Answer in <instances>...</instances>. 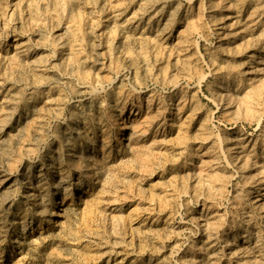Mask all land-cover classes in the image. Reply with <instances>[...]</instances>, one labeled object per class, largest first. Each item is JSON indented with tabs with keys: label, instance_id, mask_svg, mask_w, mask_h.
<instances>
[{
	"label": "clouds",
	"instance_id": "clouds-1",
	"mask_svg": "<svg viewBox=\"0 0 264 264\" xmlns=\"http://www.w3.org/2000/svg\"><path fill=\"white\" fill-rule=\"evenodd\" d=\"M137 2L16 0L13 4L12 0H0V16L5 21L0 28V48L10 35L17 39L27 37L24 44L16 46L15 55L0 56V67L7 63V71L0 74V93L7 88V98L0 101V176L4 177L0 187L11 181L6 193L0 195V248L9 244L10 230L27 240L37 228L49 226L52 231L48 235L41 232L29 242L20 264H79L83 253L77 249H108L92 257L95 261L105 256H134L132 264L150 254L153 260L149 264H155L169 242H174L170 254L159 264H264V204L253 199L256 193L249 190L250 186L256 187L254 181H259L257 177L243 176L256 154L255 146L247 158L236 157V149L226 146L230 137L213 120L212 110L200 103L189 121L201 110L208 111L209 117L201 126L202 131L206 129L201 142L214 141L209 150L214 159L201 164L198 172L180 175L189 167L195 168L194 159L200 149L193 148L192 141L200 137L182 134L179 141L153 139V125L172 107L165 97L174 96L177 90L186 95L189 88L202 86L208 74L216 75L215 67L207 73H191L188 78L183 74L169 79L157 75L164 42L170 38V30L185 5L192 12L194 0H151L152 5H175L168 23L157 27L154 36L146 34L152 20L144 31L135 34L145 15L143 5L121 21ZM247 2L237 0L231 6L242 8ZM255 2L264 6V0ZM204 11L201 0L199 19L182 34L197 49V58L201 42L206 50L212 44L213 30L204 22ZM259 11L260 8L255 9L253 16ZM109 12L107 20L111 26L98 33ZM163 12L161 7L156 15ZM89 21L91 26L87 27ZM64 25L67 30L63 35L55 36L54 32ZM34 34L40 39L34 41ZM105 39L106 51L102 48ZM68 46L71 52L61 59ZM41 48L47 49L48 54L31 59L33 50ZM109 56L112 68L108 75H102L100 72L107 65L100 72L97 66ZM211 63L218 67L215 59ZM228 68L231 79L223 82L225 95L214 97L218 104L229 99L235 103L237 97L229 93L243 92L248 87L249 82L244 79L247 74L240 71L243 64ZM252 71L264 73V68ZM148 93L150 103L160 100L161 111L132 126L129 133L120 119L129 103ZM255 93L256 89H250L242 106ZM45 99L44 106L37 107ZM188 103L181 100V112ZM254 107L258 110L250 108L246 115L237 113L224 128L242 121L258 126L264 120V102H255ZM160 131L155 129L157 135ZM165 145H176L178 150L164 151ZM247 147L241 145L242 149ZM169 175L170 179H164ZM157 176L161 182L144 187ZM258 176L264 178V171ZM97 189L98 194L90 199ZM156 189L164 190V195L150 199L148 193ZM98 201L104 202L105 209L108 203L128 201L147 202L148 207L140 208L132 217L117 215L116 226L111 229L105 228L112 223L111 213L98 211L92 227L86 228L87 217L82 219V210L98 208ZM201 203L205 213L196 216L194 212ZM209 207L214 211L211 216L206 215ZM145 212L155 213L157 218L166 212L171 215L160 231H145L143 224L132 227ZM130 229L133 238L139 237V247L129 242ZM201 237L204 239L199 243ZM11 242L20 244L21 240ZM49 242L55 244L51 251H47ZM118 249H123V253ZM186 252L206 258L181 259V253Z\"/></svg>",
	"mask_w": 264,
	"mask_h": 264
},
{
	"label": "rangeland",
	"instance_id": "rangeland-1",
	"mask_svg": "<svg viewBox=\"0 0 264 264\" xmlns=\"http://www.w3.org/2000/svg\"><path fill=\"white\" fill-rule=\"evenodd\" d=\"M12 3L15 4L16 0H12ZM114 4L120 3V0H113ZM237 0H203V5L205 8L204 11V22L212 27L213 36L212 44L205 49L203 42L200 43L199 48V58H197V49L191 46V42L186 40L182 35L189 28V24L193 21H196L200 17L201 12V0H194L192 5V12L189 13L188 6L185 5L184 9L181 11L177 21L174 22L173 28L170 30V38L164 42L163 51L159 53L162 56V59L158 65L159 71L157 75L162 76L163 79L174 78L178 75L183 74L185 78H188L191 73H207L215 67L216 75L211 74L207 75L205 83L197 87H192L187 90V94L183 90H177L176 94L172 97H165L166 100H170L172 107L160 117L155 124L153 125V139L168 140V141H179L182 134L196 138L200 137L201 139H193L192 147L200 149V155L194 159L195 168L189 167L186 171L180 173V175H185L190 172H198L200 170L199 166L210 162L214 157L210 154L209 150L213 147L214 141H207L202 143V139L205 135V130L202 131L201 126L204 125L205 120L208 119L209 113L207 110H201L197 113L191 121H189V116L192 115L193 109L197 106V103L207 105V108L212 110V118L214 121L219 122L220 127L224 134L230 137V143L226 145L227 147H233L236 149L234 155L236 157L243 156L247 158L248 153L253 150L255 146V156L252 157L250 166L248 169L243 171V176L246 178L257 177L259 183L254 181L256 184L255 188L250 186L251 191L255 192L256 195L253 199H257L259 203L264 204V178L258 176V173L264 171V137L261 136V133L264 132V120L259 122V125L255 122L249 124L247 121H242L236 124L232 128H224L225 124H231L237 113L241 115H246L250 108L253 111H256L254 107L255 102H264V86L261 85V81H264V73L253 72V68H264V37L261 36V33H264V6L258 5L255 0H249L245 3L242 8H233L231 5L236 4ZM141 5L144 6L145 15L141 21H139L140 27L136 29V35H139L141 31H144L145 26L148 24L149 20H152V27L146 33L149 36L155 35V29L157 27H163L168 23L169 18L171 17L174 4L171 6L168 5H152L151 0H138V2L130 7L121 21L127 19L128 16L137 12ZM219 5V7H217ZM26 7L22 6L23 8ZM164 7V12L159 16L156 14L160 12V8ZM260 8V11L253 16L255 9ZM85 11H90V9H85ZM120 11V9H117ZM11 15V13L9 14ZM111 15V12L105 14V23L102 24L101 28L98 29L99 32L107 31L111 26V23L107 20V16ZM153 17H155L153 19ZM251 17V19H249ZM203 23V22H202ZM5 21L2 16H0V28H3ZM91 26V21L87 22V27ZM135 27V24L133 25ZM199 27V25H197ZM67 30V25H64L62 29H57L54 32L55 36H62L64 31ZM34 41L39 40L40 36L34 34L32 36ZM27 40V37H20L17 39L15 35H10L7 42L0 48V56H13L16 54V46L18 44H24ZM118 43L122 44V40H118ZM103 50H107V40L105 39L102 42ZM71 52V47L66 48L64 56H61V59L66 58V56ZM48 54L47 49L41 48L38 50H33L31 59H37L40 56H45ZM212 59L216 60V65L211 63ZM107 65V69L103 72H100V69L103 65ZM243 64L244 68L240 71L246 73L244 79L248 81V87L244 89L243 92L232 91L229 93L230 96H235L237 99L235 103L229 99L226 103L214 102V97L216 95L224 96L225 91L223 87V82L231 79L229 76L228 66H236ZM113 61L109 56L103 61L101 65L97 66V71L102 75H108L109 71L112 68ZM225 69L224 72H221L220 69ZM165 69H170L171 71H165ZM7 71V63L5 62L3 67H0V74ZM232 75H236L232 73ZM211 85V87H209ZM256 89V93L252 98L243 104L242 99L245 94L250 89ZM151 93L139 97L138 100L134 99L133 102L127 105V108L124 112L123 117L120 119V124L126 128L130 129L132 126L141 124L142 122L148 120L150 117L157 116L161 111L160 100L157 99L150 103L149 96ZM7 98V88L4 93H0V101H4ZM196 98V99H193ZM47 99V98H46ZM45 100H42L40 105L37 107H43ZM52 99H55L53 97ZM186 99L189 101L188 104L184 106V110L180 111L181 100ZM54 106V105H52ZM9 107H11L9 105ZM25 124L27 121L24 122ZM23 126V125H21ZM160 128V134L155 133V129ZM246 144L248 147L242 149L241 145ZM135 147V145H133ZM173 148L178 150L176 145H165L164 151H172ZM241 165L244 163L242 159L240 161ZM26 171V169H25ZM230 171V170H229ZM171 175L164 177V179H170ZM0 179H4L3 176H0ZM161 182L160 176L154 178L153 181L144 185L146 188H151L152 183ZM39 183V181H37ZM11 181L5 182L3 187H0V195H4L9 188ZM194 187V185H193ZM99 189L96 192H93L89 197L97 195ZM235 194V193H233ZM149 198L151 199L154 196L162 197L164 195V190L156 189L155 192L148 193ZM99 207L82 210L84 217H87L85 221V227L90 228L93 224V218L96 212L108 211L111 213L112 223L106 224V229H111L116 226L115 217L117 215H124L132 217L138 214L140 208H147L148 203L143 201H128L124 204H113L108 203L107 208L105 209V204L103 201L97 202ZM120 209V211H117ZM202 213H205L203 203L196 209L194 215L200 216ZM214 211L209 207L206 215H213ZM171 215V212H166L159 218H157L155 213L145 212L139 217V220L132 224L134 228H140V225H144L143 230H155L160 231L166 227V222L168 217ZM52 229L49 226H45L43 229L37 228L34 233H31L27 240L23 237L15 234V230H10V242L5 248H0V264H20L21 258L28 251V244L31 240L37 239L41 232L44 235H48ZM129 235V242L134 243L139 247L141 241L139 237L133 238L131 234ZM21 240L20 244L12 243L11 240ZM204 237H201L199 243L203 242ZM50 243V246L47 248V251H51L55 246L54 243ZM56 243H60L57 241ZM174 242H169L166 247V250L161 253L160 257L155 260V264H159V260L163 259L164 256L170 254L171 247ZM157 247L159 244L157 243ZM83 253L82 259L79 264H120V261L123 260L124 264H132V261L135 259L134 256H129L127 259H124L123 254L114 255L111 257L105 256L100 261H95L92 257L99 255L108 249H77ZM120 253H123V249L117 250ZM181 259H205L202 254H196L193 256L191 253H181ZM153 260V257L149 254L148 256L137 261V264H149V261ZM27 264V262H25Z\"/></svg>",
	"mask_w": 264,
	"mask_h": 264
}]
</instances>
